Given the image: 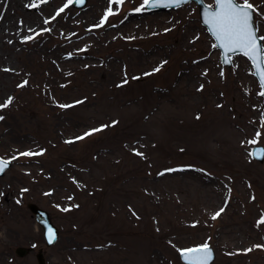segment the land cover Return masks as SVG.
Wrapping results in <instances>:
<instances>
[{"label": "rangeland", "instance_id": "1", "mask_svg": "<svg viewBox=\"0 0 264 264\" xmlns=\"http://www.w3.org/2000/svg\"><path fill=\"white\" fill-rule=\"evenodd\" d=\"M142 2L57 15L67 0H0V264H40V248L45 264H185L180 251L204 243L212 264H264L254 69L238 53L222 64L195 2ZM250 3L264 36V0ZM30 201L60 229L51 246Z\"/></svg>", "mask_w": 264, "mask_h": 264}, {"label": "snow or ice", "instance_id": "2", "mask_svg": "<svg viewBox=\"0 0 264 264\" xmlns=\"http://www.w3.org/2000/svg\"><path fill=\"white\" fill-rule=\"evenodd\" d=\"M41 2H46V0H41ZM83 4L84 0H67V3L58 12H63L72 3ZM114 3L123 4L124 0H112ZM191 0H143L140 7L134 9L135 12L139 13L146 10L147 8H154L161 6H180L182 4L190 3ZM30 7H36V4L29 5ZM255 6L250 3V0H216V9H206L204 12V23L209 26V31L215 36L218 45L214 47H222L225 52H239L252 62L254 68L256 69L255 75L260 79L261 87L264 88V45L260 42L264 41V36L258 35V27L254 24L253 12L255 11ZM112 9L109 8L105 13L100 24L96 27H100L108 20L110 15H113ZM55 17H53L54 19ZM47 22V21H46ZM167 31V30H166ZM226 63L231 61L226 59ZM154 71H159V68ZM133 79H136L134 77ZM25 84L27 81L24 82ZM127 83V80L124 81ZM264 96V92L260 93ZM12 102V99L0 104V108H6ZM79 103V102H78ZM62 108L70 107L69 105H61ZM3 117H0L2 120ZM100 129H93L89 133H85V136L91 135L92 132L99 131ZM260 133H257L259 136ZM76 139H83V137H77ZM256 141H251L255 143ZM42 153H32L25 152L21 153L24 156L39 155ZM140 155H143L142 153ZM256 157H264V148L258 150V152L253 153ZM8 165V161L0 158V172H3ZM167 171H175V169H168ZM26 191V190H25ZM68 211L69 209H64ZM223 209H220L214 216L216 219L220 216ZM264 223V220L261 221ZM47 240L51 244L57 237L52 228L47 229ZM260 247V246H257ZM248 251H251L249 249ZM183 259L188 262V264H209L212 258V250L208 243H204L194 248L184 249L182 252Z\"/></svg>", "mask_w": 264, "mask_h": 264}, {"label": "water", "instance_id": "3", "mask_svg": "<svg viewBox=\"0 0 264 264\" xmlns=\"http://www.w3.org/2000/svg\"><path fill=\"white\" fill-rule=\"evenodd\" d=\"M191 1H195L198 5H199V14H200V18H201V20H202V23L203 24H205L204 23V12H205V10L206 9H216V6L215 7H213L211 4H209V3H207V2H205V0H191ZM87 3H88V0H84V3L83 4H80V3H72L73 4V6L74 7H77V8H83V7H85L86 5H87ZM215 4H216V0H215ZM183 5V4H182ZM181 6V5H180ZM177 7H179V6H171V7H168V6H164L163 4H161V6H158V7H154V8H147V11L149 12V13H151V12H155V11H160V10H167V9H170V8H177ZM253 19H255V13L253 12ZM255 24V23H254ZM206 25V24H205ZM207 26V28H208V30H209V26L208 25H206ZM210 32V31H209ZM211 33V32H210ZM211 35L214 37V39L216 40V43H217V45L219 44V42L217 41V39L215 38V36L211 33ZM262 45H263V41H261L260 42ZM219 47V46H218ZM220 49H221V58H222V63L224 64V65H227V66H231L232 65V63H233V60H232V55L233 54H235V53H239V52H225V50L222 48V47H219ZM226 59H228V60H230L231 62L230 63H226L225 61H226ZM251 64H252V62H251ZM252 66H253V64H252ZM253 68H254V66H253ZM254 70L256 71V69L254 68ZM257 76V75H256ZM257 78H258V80H259V82H260V79H259V77L257 76ZM261 84V83H260ZM262 92H264V88H262ZM262 148H264V145H262V144H257V145H255V146H253V148H252V156L255 158V159H257V160H259V161H264V157H256V156H254L253 155V153H256V152H258V150H260V149H262ZM0 158H2L3 160H5V161H8V165H7V167L5 168V170L6 169H8L9 167H10V165H11V162H10V160L9 159H6V158H3V157H1L0 156ZM5 170L3 171V172H0V175H2L4 172H5ZM27 206H28V208L30 209V211L34 214V216H35V219H36V221H37V223L41 226V228H42V230H43V234H44V238H45V241H46V244H47V246H51V245H53L57 240H58V237H59V228H58V226L54 223V221H53V219H52V217H51V215H50V212L47 210V209H45V208H43L42 206H40L39 204H37L36 202H33V201H30V202H28L27 203ZM52 228L53 230H54V232H55V234H56V237H57V239L53 242V243H49L48 242V240H47V229L48 228ZM210 246V245H209ZM195 247H197V246H195ZM190 248H194V247H190ZM210 248H211V250H212V258H211V260L209 261V264H211L212 263V261L214 260V258H215V250L213 249V247H211L210 246ZM34 249V247L33 246H25V245H19V246H17L16 248H15V252H16V254L17 255H19V256H25V255H27L30 251H32ZM184 250V249H183ZM183 250L180 252V257H181V259L186 263V264H188V262L187 261H185L184 259H183V255H182V252H183ZM36 257H37V260H38V262L40 263V264H45V255H44V251H43V248H40L39 250H38V252L36 253Z\"/></svg>", "mask_w": 264, "mask_h": 264}, {"label": "bare ground", "instance_id": "4", "mask_svg": "<svg viewBox=\"0 0 264 264\" xmlns=\"http://www.w3.org/2000/svg\"><path fill=\"white\" fill-rule=\"evenodd\" d=\"M27 5V4H26ZM28 6V5H27Z\"/></svg>", "mask_w": 264, "mask_h": 264}]
</instances>
